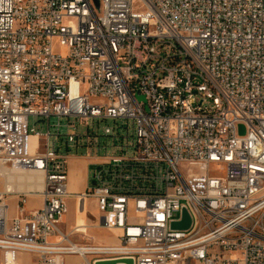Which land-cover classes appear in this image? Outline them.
<instances>
[{
  "label": "built area",
  "instance_id": "obj_1",
  "mask_svg": "<svg viewBox=\"0 0 264 264\" xmlns=\"http://www.w3.org/2000/svg\"><path fill=\"white\" fill-rule=\"evenodd\" d=\"M119 117L131 155L69 192V149L99 146L87 121ZM0 164L43 176L37 208L0 191V264H264V0H0ZM69 197L114 242L62 230Z\"/></svg>",
  "mask_w": 264,
  "mask_h": 264
},
{
  "label": "rangeland",
  "instance_id": "obj_2",
  "mask_svg": "<svg viewBox=\"0 0 264 264\" xmlns=\"http://www.w3.org/2000/svg\"><path fill=\"white\" fill-rule=\"evenodd\" d=\"M59 120H60V132L63 134V133H65L67 121L64 117H60ZM49 123L51 125H55L57 123V118L55 116H51L49 118ZM87 123L89 124V128L92 131V133L94 135H96L94 138L95 144H99V146L93 145L94 147H90V148L81 147V149H83V151L91 153L92 155L96 154L100 158L110 157V156H118L121 154L122 155L123 154L124 155H131V149L127 148V145H129L131 143V140H132L131 139L132 126H131L130 120H126L123 117L115 118L114 120L113 119H107V120L97 121L96 119H94L93 127H92V120L91 119H89L87 121ZM31 124H32V117L29 118V125H31ZM105 126L114 127L113 136L109 135V136L105 137V136L101 135V133H102L101 130ZM35 127L38 130H40L41 132H44L46 130V122L37 121L35 124ZM53 129H54V127L51 126L50 127V133H52ZM70 129H71V127H70ZM77 129L79 132H82L86 129V127L83 124H77ZM70 131H72V129ZM58 145H60V144H58ZM121 146H122V148H121ZM121 149H124L125 151H123V153H122ZM59 150L62 151V147H60ZM69 150H71V148ZM6 169H8V171ZM11 169L12 168L8 167L7 165L0 164V171H5V173L8 172V183L11 184L17 190H20V189H18L19 187L17 186V184L15 183L14 180H9L10 176L12 178H17L16 175L22 174L21 172H26V173L33 174L36 176H40V173H33V171L28 172L29 170H23V169L11 170ZM34 172H37V171H34ZM4 177L5 176H3V175L0 176V191H3L5 188ZM22 189H23V191H27L26 188H22ZM32 192L33 191L24 192V193H29V194L31 193L32 194ZM14 198H15L14 196L9 198V199L7 198V203L9 204V211L10 212L12 211V208L14 209V200H13ZM86 200H87L86 214H87V216L91 215V216H89L88 221L93 222V221H95L94 218L97 216L96 207H95V204H94L92 199L87 198ZM36 202H39V200L29 199L28 204L29 205L35 204ZM74 217H75V213H74V209L72 207V209H70V212H69V221L67 223L66 230H68V231L71 230V228H72L71 223H72V219H74ZM61 226L64 228L65 224H62ZM88 226H89V224L85 228V231H83V229H82L81 232H73L72 233V239L77 241V242L86 241L87 239H89L92 242H102V243L106 242V241L115 240V236H114L113 232H111L110 230H107L104 227H99L97 225V223H95V225L93 227H88ZM82 232L88 236L87 239H85L84 236L81 234Z\"/></svg>",
  "mask_w": 264,
  "mask_h": 264
},
{
  "label": "crops",
  "instance_id": "obj_3",
  "mask_svg": "<svg viewBox=\"0 0 264 264\" xmlns=\"http://www.w3.org/2000/svg\"><path fill=\"white\" fill-rule=\"evenodd\" d=\"M100 159L101 158L98 157L96 154L92 155L91 153L83 151V149L81 148H77V149L71 148V150L68 151L66 158H65L66 175H67V190L73 193L82 192L87 185L88 172H89V168L91 164L99 161ZM17 191H20V190H17ZM20 192H27V191H20ZM29 199L39 200V202L29 205L28 204ZM13 200L15 204V198ZM40 204H41V197H40L39 192L27 195L26 202H25V207L27 210L37 208L40 206ZM86 204H87V200H85V202L82 204L83 210L77 211L75 207L74 197H69L67 199L68 209L65 215L61 219V222L59 224L60 228L64 231H68L66 230V228H67V223L69 221V212H70V209H72V207L75 213V217L74 219H72V223H71L72 227L74 226L75 223H78V225L81 223L86 225L88 223L89 224L88 227H93L95 223L98 222V212L96 210L97 216L95 218L92 216L95 219V221L89 222L88 218L91 215L87 216L86 214ZM13 213H14V209L12 208V211L8 212V216L11 217ZM62 224H65L64 228L61 226ZM87 225L84 228L77 229V231L81 232L82 229L83 231H85V228L87 227ZM81 234L84 236L85 239L88 238V236L85 235V233L82 232ZM80 242H83V241H80ZM111 242H114V240L106 241L104 243H111ZM80 260L81 259L79 257H75V256L68 257L69 264L79 262ZM16 264H38V262L34 255L30 253L22 252V253H18L16 256Z\"/></svg>",
  "mask_w": 264,
  "mask_h": 264
},
{
  "label": "bare ground",
  "instance_id": "obj_4",
  "mask_svg": "<svg viewBox=\"0 0 264 264\" xmlns=\"http://www.w3.org/2000/svg\"><path fill=\"white\" fill-rule=\"evenodd\" d=\"M31 141L34 143L36 141L35 136H31ZM8 171V169H6ZM13 170V169H11ZM33 171V173H40V172H34V170H29L28 172ZM22 174L16 175L17 178H12L11 176L9 177V180H14L17 186L19 187L20 191H23L22 188H26L27 192L36 193L42 188V174L40 173V176H36L33 174H29L26 172H21ZM3 175L4 180H5V188L3 191H17L16 188H14L11 184L8 183V172L5 173V171H0V176ZM31 194V193H30ZM85 202L80 200L79 208L77 211H82V204ZM80 223V222H79ZM75 226H77L78 229L83 228L82 226H86L85 224L81 223L78 225V223H75ZM74 257V256H73Z\"/></svg>",
  "mask_w": 264,
  "mask_h": 264
},
{
  "label": "water",
  "instance_id": "obj_5",
  "mask_svg": "<svg viewBox=\"0 0 264 264\" xmlns=\"http://www.w3.org/2000/svg\"><path fill=\"white\" fill-rule=\"evenodd\" d=\"M189 216L186 211H183L182 219L172 223L175 228H187L189 225ZM94 264H132V259L127 257H116L111 259L96 260Z\"/></svg>",
  "mask_w": 264,
  "mask_h": 264
}]
</instances>
